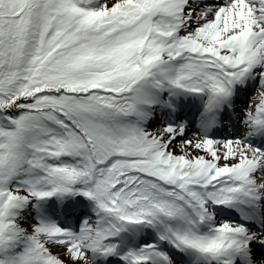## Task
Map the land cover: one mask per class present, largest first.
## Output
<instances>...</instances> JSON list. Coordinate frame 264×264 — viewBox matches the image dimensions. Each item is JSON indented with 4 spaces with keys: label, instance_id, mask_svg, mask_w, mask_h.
I'll return each instance as SVG.
<instances>
[{
    "label": "snow or ice",
    "instance_id": "snow-or-ice-1",
    "mask_svg": "<svg viewBox=\"0 0 264 264\" xmlns=\"http://www.w3.org/2000/svg\"><path fill=\"white\" fill-rule=\"evenodd\" d=\"M0 264H264V0H0Z\"/></svg>",
    "mask_w": 264,
    "mask_h": 264
}]
</instances>
